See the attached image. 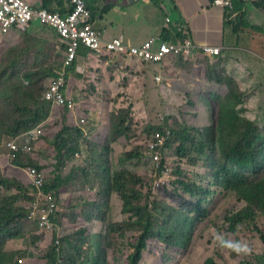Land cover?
Segmentation results:
<instances>
[{"label":"rangeland","instance_id":"obj_1","mask_svg":"<svg viewBox=\"0 0 264 264\" xmlns=\"http://www.w3.org/2000/svg\"><path fill=\"white\" fill-rule=\"evenodd\" d=\"M261 2L262 9H255V7L250 9L257 13L258 21L249 19L253 23L261 24L262 31L256 32L249 28H242L239 34L240 40L236 35L230 36L228 40L232 38L231 41L236 42L234 46L237 50H242L246 56H250L249 63H258L256 67H262L264 70V0ZM39 34L44 37V40L41 41L38 37L32 42L33 54L25 55V50L19 47L14 48L11 53L9 48L0 50V72L8 71L5 76L7 81L0 84V88L14 95L15 100L21 99L23 95H17L14 89H6V86L15 84L19 76L37 67L44 66L49 69L48 64L55 68L54 72L57 74L59 63L64 57L62 42L53 39L46 48L45 41H49L51 36L48 32ZM159 44L160 40L155 43V46ZM224 52L226 51L222 50L218 57L203 54L191 58L170 59L168 57L164 63L159 64L161 66L153 67V69L151 64L145 65L142 61L127 55L135 59L138 66L128 65L124 75L118 83L114 84L113 89L105 86L103 72L100 69L98 72L95 68L93 71L90 70L93 67L92 60L88 61L87 72L84 71V74H80L82 77L77 78L81 81L80 85L70 84L72 95H66L69 101L76 102L78 114L76 112L69 114L67 108L59 106L52 109L49 117L41 121L43 134L36 140L31 154L34 161L43 167L47 177L52 178L54 172L52 170L59 158L53 143L56 140V134L65 124L64 118H68L70 125L81 126L85 137V140L81 142V154L79 158L73 157L72 160L67 161L61 169L63 177L71 176L72 187L80 194L79 200L74 199L79 202L70 201L71 204L66 206L58 203L59 216L54 223L55 229L47 233L49 237L39 243L35 253L37 255L27 264H48L53 235L56 234L62 239L80 229H86L85 236L89 244L96 241L100 235L106 238L103 246H106L108 250L107 256L110 262L128 264L129 256L134 252L133 245L140 236L141 227L137 225L139 219L127 213L124 202L115 189L111 190L112 193L106 199L103 198L105 188L103 182L96 177L95 170L89 169L92 161L98 159L101 153L104 156L101 149L91 147L92 144L97 147L107 144L110 134V126L107 123L108 114L122 108L131 109L132 119L128 125H131V132L135 131V134L131 139H122L117 142L112 152L106 155V159L110 161L108 168L111 174L115 175L125 170L131 185L134 184L145 192L148 199H143L141 203L148 201L149 208H153L154 202H159L158 205L160 203L168 205L176 209L174 211L181 209L182 215L187 213L194 221L192 229L188 230V242L181 247L167 245L157 237L149 239L140 264H261L264 262V212L258 211L255 217L250 219H244L240 215L249 203L236 191L225 189L220 182L221 178L217 179L214 176L218 152L214 151L199 157L187 151L188 154L183 157L177 153L179 143H173L171 147L164 148L163 152H161L163 146L157 149L160 157L157 160L154 158V152L148 147L149 139H145L146 136L151 137L160 127L174 130L176 135L178 130L183 134L186 127L190 128L188 133L194 135V141L188 144L197 148L199 132L203 128L214 126L220 117L219 101L224 97L230 96L233 99L235 96L234 100L238 103L239 90L244 93V105L239 108L241 103L234 105L232 101L231 111L251 119L261 115L264 120L263 108L262 110L249 108L253 105L249 102L250 68L242 62L228 59ZM238 55L244 60L241 53ZM77 64L81 67L79 61ZM263 70L261 74L264 78ZM153 71L156 73L160 71L162 81H155V77L151 75ZM216 71L224 72L227 86L223 85L224 83L221 85L217 83L220 79L216 74L213 76L216 78L210 80L211 73ZM132 74L143 75L142 78H131L129 75ZM231 78L234 79L237 87L230 83ZM140 80L141 83H139ZM24 81L26 85L29 84L27 79L21 83L24 84ZM96 81L98 85L102 84L96 87ZM133 82L137 83V86L130 90V84ZM48 84L46 82L45 86L47 87ZM86 92L100 98L97 101L88 99ZM262 94L264 95V89ZM1 99L0 97V117L3 113H13L17 110L11 106L2 105ZM44 99L53 102L47 98V93ZM38 102L43 104H41L43 109L47 108L43 97ZM252 111L258 113H252ZM82 118H85L87 122L83 124L80 121ZM181 126L183 127L180 129ZM260 127H264V121L261 122ZM152 128L154 129L151 130ZM10 137L5 136V142H3L5 144L0 146V170L2 169L6 176L22 177L29 184L23 168L14 166L13 161L8 158L10 155L6 142L10 140ZM132 150L137 151L140 156L132 160L122 158V154ZM121 162L124 163L121 164ZM84 168L86 173L81 171ZM102 174L104 175V172ZM182 180L195 184L200 188L201 195L193 197L186 193L179 184ZM30 185L26 187L27 194L24 196L26 199H33V189ZM25 202L22 201L23 204ZM104 203L107 205L102 206ZM200 203L203 209L201 216L196 212V205ZM113 223H120L125 230L108 236L105 226ZM58 226L62 228L61 232ZM38 230L39 227L36 224H31L28 232L30 234L31 231ZM30 241V236L26 235L22 239L10 241L6 249L21 251L23 247L25 252L24 246L28 250L33 248L30 246ZM25 262L23 264H26Z\"/></svg>","mask_w":264,"mask_h":264},{"label":"trees","instance_id":"obj_2","mask_svg":"<svg viewBox=\"0 0 264 264\" xmlns=\"http://www.w3.org/2000/svg\"><path fill=\"white\" fill-rule=\"evenodd\" d=\"M71 1V0H70ZM160 0H156L159 2ZM233 7L226 8V28H231V31L237 38L240 39L241 29L249 28L250 30L259 32V28L255 26H250L246 23V2L244 0H232ZM262 0L254 1L256 8H261L260 4ZM71 10V9H70ZM175 12V8H171V13ZM170 19V18H169ZM179 25L185 27L183 20L178 18L174 27L176 30ZM44 26V25H43ZM45 27V26H44ZM58 36V34H57ZM59 37V36H58ZM177 38L171 37L170 31L164 34V40L171 41H182L186 39L182 32L178 33ZM177 39V40H176ZM64 50L65 47L63 46ZM13 49H10V52ZM241 53L244 60L238 55ZM225 56L229 59H234L236 61L246 64L250 68L249 72V108H255V110L264 109V95L262 90L264 89V78L257 71L256 64L249 63V57L246 56L244 51H226ZM89 59L96 57L99 59H104L105 55L101 58L97 57L93 51L88 52ZM219 56V55H218ZM217 56V57H218ZM64 59V57H63ZM63 59L59 63V66L63 64ZM87 63L89 64L88 61ZM76 61L71 68H69L66 88L64 93L70 94L71 90L69 85L73 83L75 85L76 79L78 78L76 73L77 67ZM148 65V64H147ZM48 68L37 67L29 72H26L23 76H19L18 81L15 84L6 86V89L12 88L17 93V95H23L21 99H16L15 96L10 94L7 90H2L0 88V97L2 105H8L17 109L13 113H3L0 117V146L5 144L3 142L5 136L19 137L25 132L33 129L49 117V112L52 109L58 107L53 102L44 99L45 94L50 88V84L56 79L57 74H55V68H52L48 64ZM96 71H98L95 68ZM87 72V69H86ZM85 72V73H86ZM224 72L219 73L218 71L212 72L210 80L215 74L217 78L220 79L217 83L226 85ZM8 71L0 72V84L5 80V76ZM80 75V74H79ZM27 79L29 84L26 85L21 82ZM69 79V81H68ZM230 83H233L237 87L236 82L233 78L229 79ZM46 82L49 83L46 85ZM96 85V83H95ZM27 86V87H25ZM227 86V85H226ZM44 95V96H43ZM232 95V93H231ZM43 97L46 104L45 109H43V104L41 105L38 100ZM239 100L238 103L235 102L234 98L224 97L218 104L221 106L220 117H218L217 123L214 126H208L203 128L199 132V136L196 142V147L194 148L190 143L193 142L194 135H190L188 130L190 128L184 127L183 134L180 130L170 131V136L168 137L165 145L162 147L161 152L164 148L171 147L173 143H179L177 146V153L180 156L186 157L187 151L201 157L202 155H209L214 151H217L219 157L216 161L217 168L214 170V176L218 179L221 178L220 182L225 189L230 191H236L240 196L243 197L245 201L249 203L246 208L241 212L240 215L244 219H250L255 217L256 212H264V127H260L261 122L264 121L261 115L257 118H247L241 116L238 112H233V104H239V108L244 105V93L239 90ZM89 99V98H88ZM240 99L242 101H240ZM60 107V106H59ZM12 108V110H13ZM51 109V111H50ZM245 109V107H242ZM246 111V110H244ZM69 114L71 110L68 111ZM252 113H258L252 111ZM78 114V112H77ZM74 119V118H73ZM132 119V112L130 108H122L118 111H114L108 114L107 123L110 126V134L108 138L107 145L101 147H96L92 144V149L98 148L104 151L105 146L108 153L112 152V145L119 142L122 139H131L134 132H131V125L128 123ZM65 124L62 129L56 134V140L53 143V147L57 151V156L59 158L56 160L55 170L53 172L52 178L46 177L44 186L42 190L45 194L53 197L56 208H58L57 200L61 192H63L64 187L71 188L72 178L71 176L63 177L61 174V169L67 161H70L75 157L77 152H81V142L85 140L84 130L79 125H70L68 118L66 117ZM256 120L257 122H255ZM183 126L180 127V129ZM163 132V128H158ZM197 132V130L193 129ZM150 131V130H149ZM148 131V132H149ZM165 133V132H163ZM10 137V138H11ZM41 137V136H40ZM39 137V138H40ZM176 138V140H173ZM6 140V139H5ZM191 145V148L189 147ZM148 146H149V142ZM152 152H155L151 149ZM33 150L29 153H19L18 158L13 161L12 164L18 168H23L27 178L28 174L26 168L36 167L38 170H42L43 167L38 165L31 156ZM122 158L126 160H132L140 156V154L135 151H128L122 154ZM89 169L95 170V175L98 179L103 182L104 191L103 198L112 193L111 190L116 191L124 202V208L128 214H133L138 217L139 221L137 225L141 227L140 236L136 244L133 245L134 252L129 256L128 264H140L142 259V253L147 248V242L149 239L157 237L160 238L167 245L181 247L188 242V230H191L194 221L191 216L187 213L182 215L179 209H176L164 205L159 202H154L153 208H149V202L142 204L143 199H148L145 192L142 189L137 188L136 185H131V181L127 178V172L121 170L115 175L111 174L108 163L110 162L106 157L101 156L92 161ZM97 163V164H95ZM124 162H121V164ZM82 173H86V168L81 170ZM104 172V175L102 174ZM24 174V175H25ZM25 181V180H24ZM23 178L19 179L17 176H10L3 174L2 169L0 170V264H22L26 259H32L37 254V247L43 239H47L49 231L44 229L40 225L38 218H31V209L28 208L27 204H23L22 201H31L32 199H26L24 196L27 194L26 182L24 183ZM182 189L193 197L201 195L195 184H190L185 180L179 182ZM31 186V185H30ZM33 194L38 195L39 190L33 186ZM110 191V192H109ZM35 197L34 195L32 198ZM107 205L106 203L102 204ZM100 208V207H99ZM101 210V208H100ZM196 212L199 216L202 215L203 209H201V203L196 205ZM190 212V211H188ZM59 211L55 210L50 219L54 225L57 222L56 218ZM184 216V217H183ZM31 224H36L39 227L38 231H31L29 234L28 229ZM60 228V226H58ZM55 229V225L52 230ZM108 236L113 235L114 232H123L125 230L124 226L120 223H113L109 226H105ZM86 229H80V231L67 235L65 237L56 238V234L53 235L54 241L52 247L49 248V262L48 264H114L110 262L106 249L103 246V241L105 237H98V239L92 244H89L86 235ZM29 235L31 238L30 246H33L30 250L24 246L25 252L22 250H7L6 246L10 241H16L24 238V236ZM42 237V238H41ZM59 242L60 245H55ZM65 244V246H63ZM24 258V259H23ZM261 264H264L262 262Z\"/></svg>","mask_w":264,"mask_h":264},{"label":"crops","instance_id":"obj_3","mask_svg":"<svg viewBox=\"0 0 264 264\" xmlns=\"http://www.w3.org/2000/svg\"><path fill=\"white\" fill-rule=\"evenodd\" d=\"M244 1L247 5L246 23L262 31V27H260L261 24L250 21V19L258 21L257 13L250 10L255 7L254 1L257 0ZM26 2L35 11L46 10L50 13L61 14L62 16H66L71 9L70 0H26ZM87 3L94 14V27L102 32L103 40L106 42L113 38L122 37L124 43L130 47L141 46L145 42L151 40H156V43L158 40H164V34L167 33V29H169L171 37L173 36V38L175 37L178 39V33L182 32V35L186 39L194 41L199 46L211 45L220 47L221 51L228 50L230 52L237 50L234 46L236 42L231 41L232 38L228 40V38L232 35L234 36V34L231 28H226V9L215 6L214 0H160L159 2H156V0H87ZM171 8H175V12L171 13ZM168 18L171 20L170 23L167 22ZM178 18L183 20L185 27L181 28L182 26L179 25V28L176 30L174 25ZM42 32L43 34L48 32L51 36L49 41H45L46 48L53 39H58L59 42H61L52 27L45 24L40 19H35L24 30L17 27L7 35L2 34L0 31V50L19 47L25 50V55L33 54V51H31V44L38 37L41 41L44 40V37H41L39 34ZM62 44L63 43H61V47L63 48L64 44L63 46ZM89 51L90 50L85 48L81 51L78 59L81 67L77 64V72H75L78 78L82 77V75L79 74H84V71L86 72L88 66L86 60H90L88 55ZM102 55H105L104 59L92 58L91 62L93 67L90 70L93 71L94 68L97 70L100 69L103 72V82L105 86H109L108 88H115L114 84L118 83L121 76L124 75L128 65L138 66V62L135 59L127 57V55L123 56L104 51L103 54L96 56L101 58ZM150 66H152L151 68L153 69V67L161 65L154 64ZM261 70H263L262 67L258 68L257 66V71L260 75H262ZM159 72L156 73L153 71L151 75L156 78L162 75L159 74ZM142 75L137 76L132 74L129 76L131 78H142ZM113 77L115 78L113 79ZM80 82V80L76 79V84L80 85ZM95 83L96 87L102 84L98 85L97 81ZM139 83H141V80ZM135 86H137V83H131L130 90ZM67 95H72V93ZM85 95L93 101H97L100 98L95 95H90L88 92H86ZM76 114L75 116H77ZM96 143L102 144L101 142ZM27 181L31 184V179L29 177ZM29 184L27 182L26 187ZM78 195L80 194L75 188H68L65 186L63 192L59 195L58 203L65 206L70 205V201L78 203L79 201L74 199L77 198L79 200ZM25 204L29 207L30 201H26ZM26 260L27 261L25 262L24 260V262L27 264L30 263L32 259Z\"/></svg>","mask_w":264,"mask_h":264},{"label":"built area","instance_id":"obj_4","mask_svg":"<svg viewBox=\"0 0 264 264\" xmlns=\"http://www.w3.org/2000/svg\"><path fill=\"white\" fill-rule=\"evenodd\" d=\"M71 10L66 16L58 13H50L46 10H33L26 0H0V31L2 34H9L14 28L26 29L35 19H40L45 24L52 27L58 34L61 42L65 46L63 64L57 71V77L50 84L47 98L57 106L67 105L73 109L74 103L66 99L63 89L66 84V77L69 68L78 61L81 51L85 48L93 51L96 55L103 54L104 51L119 55H129L142 61L144 64H162L165 59L189 58L201 52L205 55L217 56L221 52L220 47L211 45L199 46L190 39L182 41H160L156 47L155 41L145 42L141 46H127L122 37L113 38L110 41L103 40V34L94 27V14L87 3V0H71ZM214 5L221 8H232V0H214ZM167 22L171 20L168 18ZM156 81H162V75L157 76ZM83 123L86 120H82ZM43 134L42 126L39 125L25 132L19 137H13L7 142L10 158H17L19 153H29L33 150L34 142ZM156 140L150 143V149L164 144V138L160 133L156 134ZM154 158L159 160L157 152ZM31 185L39 190L32 203L31 218H38L40 225L47 231H52L53 223L51 214L57 210L56 203L52 196L45 194L42 190L46 175L44 171L36 167L26 169Z\"/></svg>","mask_w":264,"mask_h":264},{"label":"clouds","instance_id":"obj_5","mask_svg":"<svg viewBox=\"0 0 264 264\" xmlns=\"http://www.w3.org/2000/svg\"><path fill=\"white\" fill-rule=\"evenodd\" d=\"M167 32H169V29H167ZM171 41H175L174 39H171ZM204 46V45H203ZM221 53V52H220ZM201 54H203V53H201V52H199V53H197L195 56H197V55H201ZM203 55H205V54H203ZM220 55V54H219ZM195 56H192V57H195ZM218 56V55H217ZM183 58V57H182ZM189 58H191V57H189ZM153 65V64H152ZM66 79H67V77H66ZM66 88V84H65V87H64V89ZM64 89H63V94H64V96L66 97V93H64ZM66 99H67V97H66ZM60 107H64V108H67L68 110H71V112H70V114L71 113H74V112H77V109H76V102H74V106H73V109L72 108H69L67 105H65V106H60ZM86 120L85 118H82L80 121L82 122V120ZM87 122V121H86ZM85 122V123H86ZM83 123V122H82ZM84 124V123H83ZM42 126V125H41ZM154 128H152L151 130H153ZM170 129L169 128H164L163 129V132H165V133H163V132H161L160 130H155L154 132H153V134L151 135V137H148V136H146L145 137V139H149L148 140V142L149 143H151V142H153V141H155L156 140V134L157 133H160L161 135H162V137L164 138V144L162 145V146H164L165 145V142L167 141V139H168V137L170 136ZM11 138H13V137H11ZM10 138V139H11ZM109 138V137H108ZM107 143H108V139H107ZM117 143V142H116ZM115 143V144H116ZM6 144H7V142H6ZM34 144H35V142H34ZM98 144V143H97ZM103 144V143H102ZM115 144H113L112 145V149H113V147H114V145ZM105 145V144H104ZM103 145V146H104ZM107 145V144H106ZM95 146V145H94ZM161 146V147H162ZM8 147V146H7ZM97 147V146H96ZM106 147H108V146H105V148H104V151H103V153H104V156L106 157V155L108 154V152L106 151ZM149 148H150V144H149V146H148ZM158 148H160V147H158ZM158 148H156L155 149V151L157 152V149ZM33 149H34V147H33ZM80 152H77L76 154H75V158H79V156H80ZM10 157V156H9ZM18 158V157H17ZM11 159H14V158H11ZM16 159V158H15ZM27 169V168H26ZM55 170V168L52 170V171H54ZM40 171H44L43 169L42 170H40ZM44 173H45V175H46V172L44 171ZM46 177H47V175H46ZM35 197H36V194L34 193L33 194ZM35 197H33V199L31 200V204L29 205V209H31V212H30V216H31V213H32V203L34 202V200H35ZM57 203H58V200H57ZM57 210H58V208H57ZM36 219V218H35ZM59 229V231L61 232L62 231V228L60 227V228H58ZM53 231V230H52ZM52 231H49V232H52ZM49 237V236H48ZM56 238H58L59 239V237L58 236H56ZM52 241H54V237H53V239H52ZM55 245H60V243L59 242H57V243H55Z\"/></svg>","mask_w":264,"mask_h":264}]
</instances>
